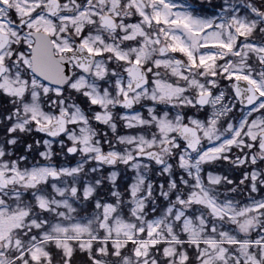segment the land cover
I'll return each instance as SVG.
<instances>
[{"label":"snow or ice","instance_id":"snow-or-ice-1","mask_svg":"<svg viewBox=\"0 0 264 264\" xmlns=\"http://www.w3.org/2000/svg\"><path fill=\"white\" fill-rule=\"evenodd\" d=\"M0 264H264V0H0Z\"/></svg>","mask_w":264,"mask_h":264}]
</instances>
